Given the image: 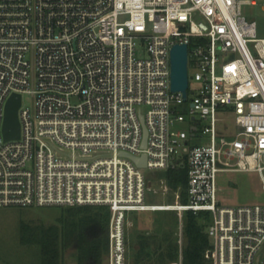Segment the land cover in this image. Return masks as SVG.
<instances>
[{
  "label": "built area",
  "instance_id": "2783aa9c",
  "mask_svg": "<svg viewBox=\"0 0 264 264\" xmlns=\"http://www.w3.org/2000/svg\"><path fill=\"white\" fill-rule=\"evenodd\" d=\"M245 3L257 2L0 0V207L108 206L107 261L126 264V213L145 207L147 172L186 162L176 207L209 214L205 257L264 264V204L218 199L221 171H257L264 190V38ZM176 43L195 68L186 98L171 89ZM13 93L21 133L5 141ZM223 113L234 127H218Z\"/></svg>",
  "mask_w": 264,
  "mask_h": 264
},
{
  "label": "rangeland",
  "instance_id": "374dc122",
  "mask_svg": "<svg viewBox=\"0 0 264 264\" xmlns=\"http://www.w3.org/2000/svg\"><path fill=\"white\" fill-rule=\"evenodd\" d=\"M256 2V4H243L242 14L246 19L256 21L257 36L264 38V0H256ZM139 54L143 55V53ZM194 69L193 66H189V77L193 75ZM194 88L195 84L191 80L188 89L189 97ZM23 106L33 109L34 99L30 94L23 95ZM140 107L146 111L145 106ZM219 116L222 117V120L218 122L219 128L234 127L231 114L223 113ZM184 127L186 124L178 125V128ZM159 172L161 171L147 172L145 207L126 213V264H134L136 237L139 233L157 232L169 228L174 229V235L178 238L180 245L178 259L170 264H183L184 212L182 213L176 207L181 204L180 190L173 191L167 179L161 177ZM217 185L218 199L224 206L264 204V190L257 171H221L218 173ZM64 208L62 206L0 207V264H40V247L34 242L29 243L22 239L21 224L56 225L59 218L66 213ZM76 254L74 247L67 248L63 254L62 264H77ZM206 264H211L210 259L206 258Z\"/></svg>",
  "mask_w": 264,
  "mask_h": 264
},
{
  "label": "trees",
  "instance_id": "16d2710c",
  "mask_svg": "<svg viewBox=\"0 0 264 264\" xmlns=\"http://www.w3.org/2000/svg\"><path fill=\"white\" fill-rule=\"evenodd\" d=\"M167 179L173 191L180 190V202H188L187 164L158 173ZM65 215L56 225L21 224L22 239L40 247V264H62L64 251L74 247L77 264H108L110 210L103 205L62 206ZM208 213H183V264H206L205 253L210 246L206 233ZM180 245L169 228L145 231L136 237L134 264H170L178 259Z\"/></svg>",
  "mask_w": 264,
  "mask_h": 264
},
{
  "label": "water",
  "instance_id": "95a60500",
  "mask_svg": "<svg viewBox=\"0 0 264 264\" xmlns=\"http://www.w3.org/2000/svg\"><path fill=\"white\" fill-rule=\"evenodd\" d=\"M188 47L187 44H174L171 48V89L181 91L186 98L188 87ZM21 106V94L13 93L6 102L3 119L2 134L4 140H16L20 138L21 127L18 110ZM143 124V117H140ZM147 132L143 125L142 146L146 145ZM131 158L139 167L146 166V155L133 156L122 153Z\"/></svg>",
  "mask_w": 264,
  "mask_h": 264
}]
</instances>
